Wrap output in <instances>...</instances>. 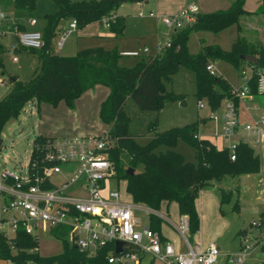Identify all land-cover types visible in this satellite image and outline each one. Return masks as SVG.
<instances>
[{"label":"trees","instance_id":"1","mask_svg":"<svg viewBox=\"0 0 264 264\" xmlns=\"http://www.w3.org/2000/svg\"><path fill=\"white\" fill-rule=\"evenodd\" d=\"M37 0H0L11 9L17 30L24 27L22 19L32 16ZM56 10L43 14L45 26L42 27L43 45L39 48L24 47L18 43L14 49L37 52L40 68L26 80L6 77L10 82L7 92L0 97V132L5 121L16 117L25 103L31 100L56 105L63 100L73 107V100L81 92L94 84H102L108 91L100 101L98 117L106 124L108 156L112 161L115 176L125 180V189L135 202L143 203L150 209H157L161 201H174L177 212L187 216L189 237L198 229V216L194 198L199 189L223 175H238L259 168V157L250 145L239 141L234 148V158L230 159L226 147H217L206 138L193 136L197 132V122L172 126L163 131H154L145 143H138L134 134L127 131L129 118L123 111L126 98H131L140 109L157 110L172 96L165 89L164 81L176 70L178 65L191 69L194 73V94L205 96L211 108H216L226 95L227 81L220 76L211 75L205 69L208 61L226 60L237 67L244 59L240 54H250L255 62L264 64V42H258L244 33L239 16L246 13H264V0H260L253 11L243 8L244 0H232L226 8L210 11H197L193 22L172 31L169 46L153 55L138 54L132 64L121 61L116 47L105 48L87 46L72 54H59L54 51V28L63 17L74 18L76 27L101 20L108 23L109 30L120 33L123 20L114 14V9L125 1L143 0H53ZM234 24L237 31L230 48H221L217 43L202 44L196 52L186 48L187 36L192 31L209 30L218 32L223 27ZM4 45L0 42V75L4 77L1 53ZM264 108V95L260 96ZM152 128L153 124L149 123ZM44 135L36 134L35 139ZM180 137L194 149L195 161H187L173 149ZM1 144V136H0ZM161 146H165L161 149ZM124 161V162H123ZM132 167V173L125 172ZM230 190L220 189L219 200L227 198ZM259 215L264 218V209ZM161 219L154 213L148 214V226L159 231ZM51 233L60 238V251L42 255L38 252H25L22 247L34 245L27 234H20L15 242L16 249H9L0 236V253L8 255L23 264L32 259L44 264H113L104 257L105 248L92 253L79 250L61 238L63 230L55 227ZM264 252V242L260 244Z\"/></svg>","mask_w":264,"mask_h":264},{"label":"built area","instance_id":"2","mask_svg":"<svg viewBox=\"0 0 264 264\" xmlns=\"http://www.w3.org/2000/svg\"><path fill=\"white\" fill-rule=\"evenodd\" d=\"M197 11L196 0H185L183 6L170 13L148 11L149 16L157 17L166 28L154 54L169 46V32L193 22ZM5 20L6 12L0 10V35L6 32ZM28 22L34 23L35 18L29 17ZM103 24L108 25L106 21ZM75 28V19L70 18L67 26L59 31L54 47L60 48L67 34ZM16 41L24 47L39 48L43 45L41 30H18ZM146 51L143 46L140 50L119 53L136 56ZM204 67L211 75L217 73L212 60ZM237 73L239 82L228 83L218 108L210 109L208 114L213 123L212 136L221 138L219 147L228 148L230 159L234 158V148L239 141L250 145L264 140V111L250 115L244 104L245 101L255 103V97L264 95V64L245 60L237 65ZM3 82L0 78V85ZM239 102L247 115L244 120L240 117ZM197 106H202L199 99ZM193 136L201 138L197 132ZM108 146L105 130L61 136L47 134L39 140L33 137L23 162L0 166V236L8 248L16 249L15 242L24 233L34 245L22 250L38 252L37 235L40 232L53 235L51 230L59 227L63 230L61 238L79 250L92 253L105 248L108 263L138 264L142 256H150L164 264H212L220 253L218 245L213 240L204 245L191 241L185 214L171 220L156 209L143 207L146 213L164 219L178 233L182 247H175L170 239L147 224L139 225L133 209L140 208V202L121 197L117 188L109 185L117 177L108 156ZM116 241H120L118 250ZM262 242L264 239L259 244L242 241L238 251L224 254L225 259L230 264H243L244 257L255 246L259 249ZM259 253V257L262 256L260 249ZM0 264H16V261L0 253ZM23 264L44 263L26 259Z\"/></svg>","mask_w":264,"mask_h":264},{"label":"rangeland","instance_id":"3","mask_svg":"<svg viewBox=\"0 0 264 264\" xmlns=\"http://www.w3.org/2000/svg\"><path fill=\"white\" fill-rule=\"evenodd\" d=\"M231 2L232 0H196L200 11L226 8ZM258 3L259 0L243 1L244 7L249 10H254ZM124 4L127 5L117 7L116 11L117 13L124 14L126 21V25L122 31V33H125L123 38V35L108 33L106 26H104L101 20H93L69 32L65 37L62 47L56 49L54 44L59 30L65 28L68 20H70L68 17H63L57 22L54 28V35L52 36V47L54 51L59 54L65 53L68 55L74 53L75 49L87 46L103 45L105 48H117V46L124 43L131 44L133 35L140 28L147 29L149 33L147 37H149L148 39H154L153 43L155 47L157 39L161 40L164 37V34L155 32V29L151 27V25L155 26V23H159L156 22L158 19L152 16L146 17L147 15L144 17L137 16L135 15L136 9H139L137 6L127 1ZM122 8L123 11H121ZM0 10L6 12V32L11 34H6L5 36L0 35V41L4 45V50L1 53L4 77L0 75V78L5 80V87L0 85V96L2 97L7 92L8 85L10 87V82L6 77L12 76L26 81L34 72L38 71L41 62L37 52L25 51L21 48L14 49L18 30L14 25L11 9L8 5L5 6L4 3H0ZM55 10L56 4L53 0H37L32 10V16H30L36 19V23L30 24L28 18L22 19L21 21L24 27L29 25L32 28L42 29L46 25L43 14L53 13ZM146 11L147 8H144V13ZM239 20L248 38L258 42H264V13L249 12L240 15ZM171 33L172 31L169 32V36H171ZM236 35L237 31L234 24L227 25L218 32L209 30L192 31L187 36L186 48L189 52H196L202 44L217 43L221 48L228 49L230 48L231 42L235 40ZM144 40H146V37L142 36L136 42L140 45ZM152 49L156 52V47ZM143 53H147V51ZM12 56L15 59H12ZM125 58L128 65H130L136 57L127 55ZM212 61L216 67L217 73L215 76L222 75L231 84L237 83V69L234 64L217 58ZM97 86L101 90L105 89V86L102 84H98ZM164 86L166 90L172 93V96L166 99L157 110L140 109L131 98H126L123 103V111L129 118L127 131L135 135L137 142L141 144L145 143L154 131L159 132L172 126H179L196 121L198 132L203 136L209 137L215 146H221V138L212 137L213 123L207 118L210 107L206 97L200 96L198 98L194 94L193 71L183 65H178L176 70L170 75V78L164 81ZM197 99L202 102V106H197ZM32 102V105L29 102L25 103L16 117L7 119L3 124L0 132V166H10L13 161L23 162L31 148L32 139L38 130L43 133L61 136L88 129V126H86L88 123L86 121L82 122L81 114L74 115L70 112V109H68V106L63 100L59 101L56 105L37 102L36 100ZM33 106L36 108H33ZM29 109H31V112ZM38 121H40V128L37 124ZM149 123L153 124L152 128L148 126ZM101 130H103L102 126L98 131L101 132ZM164 147L161 146V149ZM253 147L255 150L258 149L257 145H253ZM173 149L178 151L185 160L195 161L194 149L186 140L178 137ZM252 150L254 152L253 148ZM4 160L5 163L3 162ZM109 185L115 189L117 188L121 197L131 199L125 189L124 179H112ZM211 187L214 189L217 204L215 206V212H212L210 209L207 214L205 226L202 227L201 234L219 245L220 253L212 264H225L227 261L224 254H232L238 251L240 242L254 241L255 244H259L264 239V218L259 215L260 209H264V167L262 168L261 166L260 168L259 163V168L256 171H249L238 175L225 174L217 180H212V182L203 188ZM222 188L225 191L230 190V195L227 198L219 200V193ZM139 205L141 207L134 208L133 213L138 217L140 221L139 225H145L147 223V214L144 211V205L141 203ZM171 208L173 207L169 205L168 209L171 210ZM158 211L165 214L163 207H160ZM160 229L170 237H173V234H175L178 239L177 242H179L180 236L175 230L171 231L167 228L164 219H161ZM194 233L189 237L191 241ZM193 237L196 239L195 236ZM244 237H246L245 240L243 239ZM37 248L38 252L42 255L54 254L60 251L61 241L59 238L47 232H40L37 235ZM257 252H259V249L255 246L244 257L242 263L264 264V252H262V256L260 257L257 256ZM138 264L164 263L158 259L150 260L144 257Z\"/></svg>","mask_w":264,"mask_h":264},{"label":"crops","instance_id":"4","mask_svg":"<svg viewBox=\"0 0 264 264\" xmlns=\"http://www.w3.org/2000/svg\"><path fill=\"white\" fill-rule=\"evenodd\" d=\"M125 2L120 3L117 7H119V6L124 7V5H127V4H124ZM127 2H130V1H127ZM259 2H260V0H259ZM131 3L133 5H135V6H137V8H139V9H136L137 11H136L135 15L141 16V17H144V16L147 15L146 17H148L149 16L147 14L148 11H152V12H155L157 14H160V13L161 14L170 13V12H172V11L180 8L181 6H183V4L185 3V0H143V1H132ZM117 7L114 9V14L116 16L122 17L123 26H122L121 32L119 34L118 33H114L113 31L109 30L108 26H106V29H107L108 33H111V34L113 33L114 35H123L122 36V38H123L124 35H125V33H122V31L124 30V27L126 25V21L124 19V14H120V13H117L116 12L117 11ZM144 8H147L146 13H144ZM243 8H245L244 5H243ZM212 10H214V9H212ZM245 10L253 11V10H249L247 8H245ZM121 11H123V8H122ZM198 11H200L199 8H198ZM155 18L158 19L157 17H155ZM12 19L14 20V18H12ZM156 22H159L160 25H159V23H155V26L151 25V27L155 29V32L157 31L159 34L161 32L162 35H163L164 32H166L165 26L162 24V22L159 19L156 20ZM5 23H6V20H5ZM34 23H36V19H35V22ZM34 23H32V24H34ZM25 27L26 28H32L29 25L28 26H25ZM72 31L73 30H71L70 32H72ZM6 34L7 35L8 34L11 35L10 33L4 32L3 34H1V36H5ZM147 35H149L147 29H145V28L141 29L140 28L137 31V33L133 35V41L131 42V44H125L124 43V44H121L120 46H117L116 45L117 46V49L119 51H123V50H133V49L140 50L141 47L145 46L147 48V53L140 52V54H144L146 56L153 55L155 53V50H153L152 48H155L156 47V44H157L158 41H160V39L159 40L157 39V42H156L155 47H154V43H153L154 39H152V38L151 39H148L149 37H147ZM142 36H145L146 37V40H144L139 45V43L136 42V40L138 38H141ZM15 40H16V38H15ZM16 44H17V41H16ZM100 46L104 47L103 45H100ZM107 47H110V46H107ZM76 50L77 49H75V51ZM148 50H151V51H148ZM63 54H65V53H63ZM125 59H126L125 57H121V61L128 65V63L126 62ZM245 60L246 59H244L243 61H245ZM243 61L239 62V64L243 63ZM236 69H237V67H236ZM236 78H237V83H238L239 82V79H238L237 70H236ZM225 80L227 81V84L230 83V81L227 78H225ZM4 84H5V80L1 84V86L5 87ZM97 85L98 84H94L92 87H89L86 90H84L83 92H81L77 97L74 98V100H73V107L72 108H69L68 107V109H70L69 111L72 112L74 115L81 114V116H82V119H81L82 122L86 121L88 123V125H86V126H88V129L87 130H89V131H87V130L84 131L83 130V131H80L82 133L77 132V133H74V134L101 133V132H103L106 129V124H104L103 122H101L99 120V117H98V108H99L100 101L105 97L108 89L105 86V89L104 90H101V89L98 88ZM8 89H9V85H8V88L6 89V91ZM32 101L33 100L28 101L30 105L33 104ZM60 101H62V100H60ZM254 102L255 103L246 102V101L244 102V104H247V106H248V111H249L250 115H254V114H257V113L259 114L260 112L264 111L263 104L260 101V96L259 97H255L254 98ZM57 103H59V101ZM241 104L242 103L239 102L240 117H241L242 120H244V119L247 118V115L245 114V110L241 107ZM209 107H210V105H209ZM33 108H36V107L33 106ZM216 108H218V107H216ZM216 108H211L210 107L209 108V111H210V109H216ZM29 111L31 112V109H29ZM37 124H38V127L40 128V121H38ZM101 126L103 127V130H101V132H99L98 130L100 129ZM197 133L201 137L206 138L209 141H211L209 139V137L203 136L201 133L198 132V127H197ZM36 134L47 135V133H43L42 131H39V130H38V132ZM74 134H69V135H74ZM48 135H51V134H48ZM212 137L213 138H216L214 136H212ZM218 139L220 140V138H218ZM253 145H257L258 146V149L255 150V148L253 147ZM250 146L254 149V153H256L258 155V157H259L260 168H261V166L263 168L264 167V165H263L264 164V140L261 141V142L251 143ZM259 155H261V156H259ZM141 204H143V203H141ZM216 204H217V201H216V198H215V195H214V189L212 187L211 188H201V189H199L197 195L194 198V205H195V209H196L197 216H198V229L192 235V241H198L201 245H204L208 241L211 240L210 238H207V237L202 236L201 230H202V227L205 226L204 224H205V221H206V217H207V214L209 213L210 209H211L212 212H215V206H216ZM169 205H171L173 207V208H171V210L168 209V206ZM160 207H163L165 209V215L169 219H171V220H175L176 217H177V215L179 214L177 212L176 204H175L174 201H170V202L166 203V201L163 200V201H161L159 207L156 210L158 211V209ZM171 212H173V213H171ZM149 213H146L147 214V223H146L147 225H148V214ZM169 215H171V216H169ZM165 224H166V226H167V228L169 230H171V231L173 230L174 231V229L166 221H165ZM159 232H160L161 236L170 239L173 242V244H174L175 247H182L181 238H180L179 242H177L178 239H177L176 235L173 234L172 232L171 233L173 234V237L174 238L173 237H170L169 235H166V233L162 232L161 229H160V225H159ZM193 236H195L196 239H194ZM218 247H219V245H218ZM219 251H220V248H219ZM258 254H260V253L257 252V256L259 257ZM144 257L149 258L150 260L152 259L150 256H142L141 259H143ZM225 264H229V263L226 262Z\"/></svg>","mask_w":264,"mask_h":264},{"label":"water","instance_id":"5","mask_svg":"<svg viewBox=\"0 0 264 264\" xmlns=\"http://www.w3.org/2000/svg\"><path fill=\"white\" fill-rule=\"evenodd\" d=\"M239 57L242 59H246L248 61H254V57L250 54H240ZM132 171H133L132 167H126L125 168V172L128 174L132 173ZM119 244H120V241H116V250L119 249ZM258 255H260V254H258Z\"/></svg>","mask_w":264,"mask_h":264}]
</instances>
